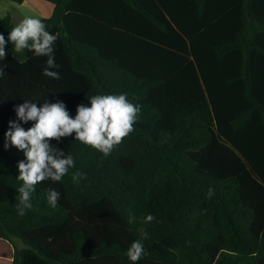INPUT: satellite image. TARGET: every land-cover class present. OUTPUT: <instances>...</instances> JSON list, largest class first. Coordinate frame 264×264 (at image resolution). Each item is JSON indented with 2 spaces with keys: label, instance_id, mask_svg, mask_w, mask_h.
Wrapping results in <instances>:
<instances>
[{
  "label": "trees",
  "instance_id": "obj_1",
  "mask_svg": "<svg viewBox=\"0 0 264 264\" xmlns=\"http://www.w3.org/2000/svg\"><path fill=\"white\" fill-rule=\"evenodd\" d=\"M44 1L60 78L43 74L47 57L11 43L0 60V239L11 264H133L140 228L136 264H264V0ZM12 28L0 20L6 41ZM98 94L139 104L134 130L107 157L75 133L51 141L75 167L38 184L18 215L25 157L4 148L15 107L62 101L75 118Z\"/></svg>",
  "mask_w": 264,
  "mask_h": 264
},
{
  "label": "clouds",
  "instance_id": "obj_2",
  "mask_svg": "<svg viewBox=\"0 0 264 264\" xmlns=\"http://www.w3.org/2000/svg\"><path fill=\"white\" fill-rule=\"evenodd\" d=\"M57 39L56 35L46 30V25L40 19L25 17L12 28L7 41L0 34V60L5 59V46L11 43L17 53L27 49L37 57H47L43 74L59 79V73L53 70L59 68L53 55V45ZM4 74V68H0V76ZM87 98L90 107L78 105L75 118L70 116L62 101L49 103L45 99L43 106L38 107V102L25 100L15 107L17 119L9 121L8 131L4 134V148L9 150L14 147L25 157V160L18 162L20 175L17 179L23 182L18 188V215L24 216L25 210L32 208V194L38 184L48 180L61 182L69 170L75 167L74 158L53 146L51 141H60L61 138L75 133L76 141L107 157L134 130L133 126L141 108L139 104H133L126 94H98ZM28 122H33L32 126L25 130L22 124ZM71 179L73 184L79 185L81 180L86 179V175L77 170L72 173ZM213 194L214 189L209 188L207 198H211ZM59 198L60 193L55 189L48 191V204L53 209L56 208ZM135 219L130 217L129 223H133ZM155 219L152 214H148L143 218V223L148 224ZM138 231L141 239L133 241L126 251L133 264L145 255L143 240L148 238L144 228Z\"/></svg>",
  "mask_w": 264,
  "mask_h": 264
},
{
  "label": "rangeland",
  "instance_id": "obj_3",
  "mask_svg": "<svg viewBox=\"0 0 264 264\" xmlns=\"http://www.w3.org/2000/svg\"><path fill=\"white\" fill-rule=\"evenodd\" d=\"M53 5L44 0H24L21 4L8 0H0V20L8 16L10 24L15 27L25 17H35L38 19L49 17L51 15ZM2 242V241H1ZM0 242V252L6 253L4 242ZM0 264H7L5 256L1 258ZM26 264H43L37 262L29 256Z\"/></svg>",
  "mask_w": 264,
  "mask_h": 264
},
{
  "label": "crops",
  "instance_id": "obj_4",
  "mask_svg": "<svg viewBox=\"0 0 264 264\" xmlns=\"http://www.w3.org/2000/svg\"><path fill=\"white\" fill-rule=\"evenodd\" d=\"M1 241L4 242L3 244L5 245L6 253L0 252V260H1L2 257L5 256V259L7 260V264H11L13 249L6 241H3V240L0 239V242Z\"/></svg>",
  "mask_w": 264,
  "mask_h": 264
}]
</instances>
